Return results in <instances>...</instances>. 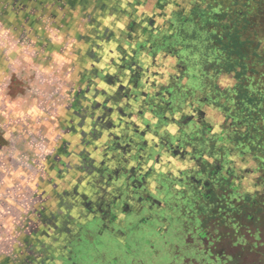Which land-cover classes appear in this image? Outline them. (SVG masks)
Segmentation results:
<instances>
[{"label": "rangeland", "instance_id": "374dc122", "mask_svg": "<svg viewBox=\"0 0 264 264\" xmlns=\"http://www.w3.org/2000/svg\"><path fill=\"white\" fill-rule=\"evenodd\" d=\"M256 1L264 6V0ZM164 2L0 0V264H36L50 250L56 253L50 247H55L59 215L69 213L72 208L66 203L76 201L71 195L78 183L77 151L95 127L102 134L108 132L105 111L108 105L117 104L113 97L121 83V67L150 33L135 21L146 14L157 18L156 23L164 22L170 12ZM261 20L255 19L257 25H241L247 41L240 48L261 54L252 57L254 61L248 56L240 65L242 72H249V90L236 93L226 89L229 93L222 96V106L210 104L209 108L214 130L224 131L225 143L251 151V156H236L237 166H252L251 177L264 184ZM202 41L205 52L217 49ZM193 44L196 48L195 41ZM256 66L259 71L253 70ZM220 81L225 86L232 78L226 75ZM113 116L109 121L113 122ZM230 155L226 149L223 160ZM84 184L87 186L82 180L80 187ZM245 189H253L247 180L241 190ZM233 196L214 202L215 197L206 202L190 198L187 215L158 209L155 225H143V236L140 231L130 234L131 249L107 233L88 237L98 243L91 249L93 258L97 262L100 258L101 264H222L233 253L245 252L241 246L247 241L255 246L263 239V192L257 197V206L263 211L254 209L258 218L252 220L238 206L246 202L243 191ZM201 227L209 230L203 242L197 235ZM113 259V263L108 261Z\"/></svg>", "mask_w": 264, "mask_h": 264}, {"label": "flooded vegetation", "instance_id": "af4514ba", "mask_svg": "<svg viewBox=\"0 0 264 264\" xmlns=\"http://www.w3.org/2000/svg\"><path fill=\"white\" fill-rule=\"evenodd\" d=\"M162 5L170 7L164 22L146 14L135 21L150 33L121 67L117 104L105 111L108 132L95 127L77 151L78 183L71 195L76 201L66 203L72 208L68 215H59L55 247L49 246L56 253L50 250L36 264H101L91 253L98 243L88 237L107 233L131 249L130 234L143 236L144 226L155 225L158 209L187 215L190 198L215 197L214 202L243 191L246 202L237 203L242 214L252 220L253 210L262 208L257 197L264 195V184L251 177L252 166H237L236 156L251 151L225 143L224 131L214 130L209 106L221 107L230 90H249V72L240 65L261 54L240 48L247 41L241 25H257L259 18L264 25V6L256 0H165ZM202 40L217 49L205 52ZM226 75L232 81L224 86L220 80ZM226 149L233 157L223 160ZM82 180L87 186L80 187ZM245 180L252 190H241ZM201 228L197 235L203 242L209 230Z\"/></svg>", "mask_w": 264, "mask_h": 264}, {"label": "trees", "instance_id": "16d2710c", "mask_svg": "<svg viewBox=\"0 0 264 264\" xmlns=\"http://www.w3.org/2000/svg\"><path fill=\"white\" fill-rule=\"evenodd\" d=\"M262 208L257 209V213L260 212ZM263 211V210H262ZM257 213H251L253 219L258 218ZM248 219L250 215H247ZM256 221V220H255ZM245 234V233H242ZM252 237V235H251ZM262 239V243L258 245H253V243L247 241L243 244L242 250L245 252L242 253H233L230 258H224L222 264H264V231H262V235L260 236ZM216 254H219L218 252ZM253 257V259H251Z\"/></svg>", "mask_w": 264, "mask_h": 264}, {"label": "snow or ice", "instance_id": "6c2138e0", "mask_svg": "<svg viewBox=\"0 0 264 264\" xmlns=\"http://www.w3.org/2000/svg\"><path fill=\"white\" fill-rule=\"evenodd\" d=\"M121 27H123V26H121Z\"/></svg>", "mask_w": 264, "mask_h": 264}]
</instances>
